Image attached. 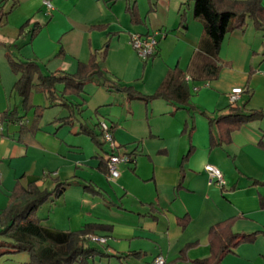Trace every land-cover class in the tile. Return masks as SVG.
Returning a JSON list of instances; mask_svg holds the SVG:
<instances>
[{"label":"crops","instance_id":"0c3cea01","mask_svg":"<svg viewBox=\"0 0 264 264\" xmlns=\"http://www.w3.org/2000/svg\"><path fill=\"white\" fill-rule=\"evenodd\" d=\"M49 1L52 10L44 7L43 0H0V9L8 13L0 17V116L17 110L22 118L19 124L0 123V213L18 181L25 187L37 183L49 191L58 183H69L64 194L45 204L36 218L41 226L63 233L89 224L112 227L110 233H98L108 243L94 245L111 258H96L93 264H153L159 256L168 263L182 251L190 261L206 259L211 255L210 229L231 218L237 219L236 234H262L255 243L228 255L223 264H264V120L234 130L228 142L225 128L210 125L208 119L231 114L229 95L237 88L246 91L239 108L264 111V32H257L249 21L245 31L226 37L219 78L190 82L192 103L199 112H189L161 100L148 104L132 100L116 89L132 87L150 96L176 68L190 75L204 40L193 0H158L154 12H149L148 0H134L143 21L139 25L131 22L126 0ZM182 13L188 20L187 31L180 28ZM35 24L41 28L31 40ZM150 34H158L160 44L156 56L144 62L131 39ZM105 50V76L93 78L81 97L67 98L81 106L73 126L57 122L69 116L60 102L49 107L48 98L35 93L33 104L48 108L39 127L32 129L34 111H23L22 99L14 91L18 77L7 54L36 61L46 75L75 74L80 63ZM63 90L64 86H57L58 94ZM102 121L113 126L116 142L134 159L121 166L115 181L108 178L106 146L99 149L80 134L86 127L102 140L98 125ZM212 135L221 146L212 145ZM207 165L222 171L224 188L210 183ZM87 185L100 195L86 194ZM18 257L5 258L1 264H13ZM21 257L19 263L25 264L28 257Z\"/></svg>","mask_w":264,"mask_h":264},{"label":"trees","instance_id":"16d2710c","mask_svg":"<svg viewBox=\"0 0 264 264\" xmlns=\"http://www.w3.org/2000/svg\"><path fill=\"white\" fill-rule=\"evenodd\" d=\"M117 0H113L115 2ZM149 12L156 11L158 0H148ZM126 11L134 25L142 24L138 4L134 0H126ZM194 17L204 27V40L194 56V70L189 76L176 68L170 73L162 86L150 96H144L135 91L132 87L117 88L116 90L134 100H141L145 103L161 100L176 108V110H187L199 112L192 103V92L190 82H208L219 78L222 70L220 53L226 37L236 31H245L249 21L257 32H264V6L262 0H193ZM0 9V17H6ZM30 25L28 22L20 30V36ZM40 25L35 24L31 40L35 38L40 30ZM180 28L183 31L188 29V20L185 13L181 15ZM12 72L18 77L14 85V91L22 99V107L25 113L34 111V122L32 129H37L42 120L43 114L48 107H37L33 104L35 93L45 95L50 106H57L68 111L69 116L57 120L64 126H73L75 114L80 112L81 106L74 105L67 98L81 97L87 85L93 78H103L107 71L104 65L107 58V50L98 54L94 52L88 63H80L75 74H68L57 71L48 75L44 74L36 61H20L7 54ZM250 72L248 86L250 85ZM64 86L62 93L58 94L57 86ZM231 114L221 116L217 120H210V125L217 123L224 127L230 142L231 132L251 122L264 120V111L252 110L244 112L239 106L232 108ZM200 114L207 117L206 113ZM21 117L17 110L5 112L0 116L1 124H19ZM24 126H21L23 130ZM222 130V131H223ZM194 131V126L189 130ZM187 132V128L184 129ZM80 134L90 137L92 142L104 150L105 144L92 130L82 127ZM224 135V133H223ZM212 145H219L215 136L211 137ZM193 151L184 158L189 159ZM108 174V172H107ZM185 175L182 174L180 186L182 187ZM264 185V184H263ZM69 183H58L54 190H41L37 183H31L27 187L19 181L12 190L5 209L0 213V264L5 258L27 256L25 264H93V260L109 259L111 256L104 254L98 247L92 246L89 236L98 235L99 232L110 233L112 227L107 225L89 224L81 230L63 233L40 225L36 218L37 212L48 202L60 198ZM1 189V172H0ZM86 192L100 195V191L94 189L93 185L84 187ZM185 219H182V221ZM236 218L228 219L210 229L208 242L211 255L206 259L192 261L193 264H223L228 255L235 254V251L244 244H253L262 234H236L233 231ZM186 223H184V228ZM99 236V235H98ZM107 238V237H106ZM138 255V254H133ZM187 260L185 252L182 251L178 260L166 262V264H177L178 261Z\"/></svg>","mask_w":264,"mask_h":264},{"label":"built area","instance_id":"2783aa9c","mask_svg":"<svg viewBox=\"0 0 264 264\" xmlns=\"http://www.w3.org/2000/svg\"><path fill=\"white\" fill-rule=\"evenodd\" d=\"M43 5L49 10H52L53 6L49 0H43ZM160 44L158 34L150 35H133L131 39V45L138 57L147 62L156 56ZM245 89L237 88L229 95L230 107L237 108L245 94ZM99 130L103 143L106 146L105 160L107 162L108 178L110 181L119 179L121 175L120 168L122 165H129L134 163V159L122 151L121 146L116 142L114 138V128L106 121H102L99 124ZM205 172L208 174L210 183L215 184L220 188L226 186L225 177L220 169L213 165H207ZM89 241L95 245H106L108 239L106 237L91 235ZM153 264H166V259L162 256L157 257Z\"/></svg>","mask_w":264,"mask_h":264},{"label":"rangeland","instance_id":"374dc122","mask_svg":"<svg viewBox=\"0 0 264 264\" xmlns=\"http://www.w3.org/2000/svg\"><path fill=\"white\" fill-rule=\"evenodd\" d=\"M44 113H45V112H44ZM42 120H43V117H42ZM94 122L97 123V122H98L97 119H95ZM92 127H94V126H92ZM86 137L90 139V137H88V136H86ZM90 140H91V139H90ZM91 142H92V140H91ZM92 144H94V143L92 142ZM94 145H95V144H94ZM86 194L92 196L93 198H94V197H97V195H95V194H90L89 192L86 193ZM94 245H95V244H92V246H94ZM179 257H180V255H179L178 258L175 259V260H178ZM15 259H17V260H14V261H13V264H20L18 260L22 259V257L20 256V257L15 258ZM186 259H187V258H186ZM175 260H173V261H175ZM2 262H3V261H2ZM171 262H172V261H171ZM180 263H182V264H187V263L193 264L192 261H190V260H188V259L185 260V261H178V262H177V264H180ZM7 264H12V263H7Z\"/></svg>","mask_w":264,"mask_h":264}]
</instances>
